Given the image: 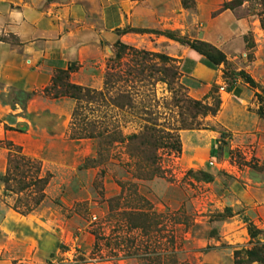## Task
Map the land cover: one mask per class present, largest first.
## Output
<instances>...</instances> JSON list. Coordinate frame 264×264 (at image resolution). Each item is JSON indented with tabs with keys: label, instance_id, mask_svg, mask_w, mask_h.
I'll list each match as a JSON object with an SVG mask.
<instances>
[{
	"label": "rangeland",
	"instance_id": "obj_1",
	"mask_svg": "<svg viewBox=\"0 0 264 264\" xmlns=\"http://www.w3.org/2000/svg\"><path fill=\"white\" fill-rule=\"evenodd\" d=\"M106 1L76 0L68 83L89 96L0 78V264H264V0ZM169 33L223 58L216 83L185 78L167 45L194 50ZM11 157L46 186L2 184Z\"/></svg>",
	"mask_w": 264,
	"mask_h": 264
},
{
	"label": "crops",
	"instance_id": "obj_2",
	"mask_svg": "<svg viewBox=\"0 0 264 264\" xmlns=\"http://www.w3.org/2000/svg\"><path fill=\"white\" fill-rule=\"evenodd\" d=\"M117 1L107 0V10L119 8ZM80 10L76 0H47L46 5L44 0H0V36L11 34L22 44L20 54H17L8 44L0 43V78L4 73L16 70L14 87L30 90L34 86L32 75L39 76L41 71L66 70L82 58L84 42L80 25L84 14ZM220 17H228L227 12ZM244 23L238 21V29ZM178 32L187 34L186 31ZM167 49L165 53L180 60L185 78L208 86L217 82V71L207 68L205 60L194 51L175 44H168ZM24 59L34 69L26 74L22 72Z\"/></svg>",
	"mask_w": 264,
	"mask_h": 264
},
{
	"label": "trees",
	"instance_id": "obj_3",
	"mask_svg": "<svg viewBox=\"0 0 264 264\" xmlns=\"http://www.w3.org/2000/svg\"><path fill=\"white\" fill-rule=\"evenodd\" d=\"M182 6L184 8H187V2L186 0H181ZM194 5V4H193ZM242 3L238 1H234L231 4L224 5V10L227 9H233L234 6H241ZM260 26L264 30V18L260 19ZM134 33H139V31H133ZM169 38H172L173 40L188 45L192 50L198 52L199 54L203 55V52L199 49L200 46H206L205 44H191L183 39L176 40L174 37V34H168ZM205 57V64L206 67L210 70H216L219 63L224 62L223 58H221L217 63L213 59V57L208 55H203ZM165 60H169L166 57H163ZM74 71L73 65H70L68 69L65 71H57L56 75L53 76L51 80V86L49 88H46L44 90V94L47 96L52 97V99H59L61 97H68L70 99H73L77 102H79L81 99L86 98V96H89L91 92L87 89H83L81 87H78L76 85H71L68 83L69 75ZM247 79V84H250L251 87H254V83L251 79ZM75 116V115H74ZM98 138L101 136L98 135ZM92 138V137H91ZM132 139L137 140V137H133ZM160 143L153 145V147L158 150L160 148ZM175 146H173L172 149L176 151L177 153L180 151L179 145L176 142ZM24 162V159L17 158V157H11L8 163V171L6 172V176L1 179V183L7 186L10 182H15L16 180L18 182H21L24 185V188L27 189L29 187L36 188L37 186L41 185V189L44 188L47 184V181L45 179H38L36 178L38 170H35V164L31 161H27L28 165L26 163L22 164ZM35 170V171H34ZM34 171V172H33ZM251 231V230H250Z\"/></svg>",
	"mask_w": 264,
	"mask_h": 264
}]
</instances>
